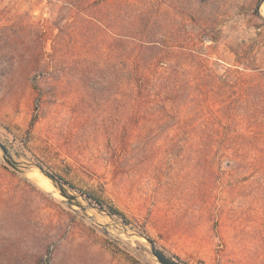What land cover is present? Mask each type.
<instances>
[{
    "label": "rangeland",
    "instance_id": "obj_1",
    "mask_svg": "<svg viewBox=\"0 0 264 264\" xmlns=\"http://www.w3.org/2000/svg\"><path fill=\"white\" fill-rule=\"evenodd\" d=\"M0 142V264H264V0H0Z\"/></svg>",
    "mask_w": 264,
    "mask_h": 264
},
{
    "label": "water",
    "instance_id": "obj_2",
    "mask_svg": "<svg viewBox=\"0 0 264 264\" xmlns=\"http://www.w3.org/2000/svg\"><path fill=\"white\" fill-rule=\"evenodd\" d=\"M0 148L2 149V151L5 155V160L7 161V163L9 165H11L12 167L17 169L16 162L10 157V154H9L7 147L5 145H3L1 142H0ZM40 170L46 177H48L54 183V185L57 186V188L60 190L61 194L67 198V200L70 204H74L77 202V198L74 195H71L70 193H68V191L64 188V186L61 184L60 180L57 177H55L51 173L44 171V169H42V168H40ZM149 242H150L151 247H152L151 248L152 254L158 260V262L160 264H181L178 261L168 257L164 252H162L160 249H158L153 242H151V241H149Z\"/></svg>",
    "mask_w": 264,
    "mask_h": 264
},
{
    "label": "trees",
    "instance_id": "obj_3",
    "mask_svg": "<svg viewBox=\"0 0 264 264\" xmlns=\"http://www.w3.org/2000/svg\"><path fill=\"white\" fill-rule=\"evenodd\" d=\"M97 3H99V1H97ZM139 42H140V45L138 46L139 50H138L137 55L139 53H141V49H142L143 45L146 43L145 41H140V40H139ZM154 44H158V43L154 42ZM143 63H145V60L143 59V57H142L141 60H138L136 62V65L138 66V70H136L135 75H134V80L136 81V87H138L140 89H143V87L145 88V86H147V84H144V83H145L146 80H148L147 78H143L142 76L139 75L140 74L139 71H140V67H141L140 65L143 64ZM151 70H153L152 66L151 67H147V71H149V73L151 72ZM112 214H113V212H112Z\"/></svg>",
    "mask_w": 264,
    "mask_h": 264
},
{
    "label": "bare ground",
    "instance_id": "obj_4",
    "mask_svg": "<svg viewBox=\"0 0 264 264\" xmlns=\"http://www.w3.org/2000/svg\"><path fill=\"white\" fill-rule=\"evenodd\" d=\"M41 188H44L46 190H53L52 186L48 183V181L44 178L37 179L36 182Z\"/></svg>",
    "mask_w": 264,
    "mask_h": 264
}]
</instances>
